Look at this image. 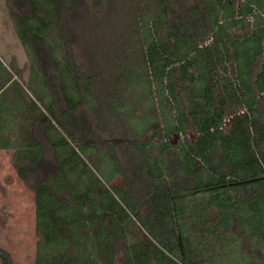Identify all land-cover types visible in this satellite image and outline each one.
Here are the masks:
<instances>
[{
	"label": "trees",
	"instance_id": "trees-1",
	"mask_svg": "<svg viewBox=\"0 0 264 264\" xmlns=\"http://www.w3.org/2000/svg\"><path fill=\"white\" fill-rule=\"evenodd\" d=\"M27 2L29 15H19L24 13L22 0H13L9 7L15 12L12 17L18 38L32 57L34 43L48 47L53 65H57L55 43H48V34L59 25L61 5L70 8V0ZM154 4L152 16L140 14L136 22L144 52L143 75L128 78L133 87L137 84L131 79L138 83L143 78L150 88L146 95L159 99L160 115L168 122L164 132L153 123L155 137L184 131L190 123L198 131V140L194 147L182 145L178 151L163 142L154 156L148 153L149 145H135L143 156L139 177H144L145 186L142 195L133 193V197L135 202L141 200L142 210L141 204L133 206L129 190L107 189L97 178L71 194L69 202L63 198L59 177L32 186L35 231L42 239L37 243L34 264H114L111 238L131 239L124 264H220L227 257L231 263L235 257L232 250L241 254L245 241L260 252L259 264H264V0H243L239 10L228 0H203L201 8L189 10V18L173 8L179 5L177 0H154ZM247 17L253 19L248 24L250 33L235 34L234 29L249 23ZM206 41L211 43L202 46ZM62 58L63 101L75 109L80 100L70 95L69 86L77 83L67 84V78L74 80L73 68L67 54ZM0 71L9 76L1 65ZM175 77L184 85L182 94L175 90ZM85 87L88 84L83 85V92ZM37 99L44 101L45 112L34 106L32 113L38 124L46 126L44 133L59 165L75 171L76 164L83 161L72 159L75 148L50 123L52 118L64 128L54 115V102L48 94L46 98L37 94ZM226 115L231 119L225 134L221 127ZM28 125L20 132L23 144L17 153L18 160L32 165L44 149ZM67 135L72 144L76 142L74 133L68 131ZM80 145L87 153L102 147ZM113 145L107 148L112 150ZM9 147V141L0 140V149ZM170 152L174 156L166 157ZM19 172H24L23 168ZM84 173L74 186L86 178ZM66 180L71 183L68 177ZM212 210L216 218L209 221ZM135 218L143 230L141 238L135 237L137 241L128 230ZM240 258L243 264H258L248 256Z\"/></svg>",
	"mask_w": 264,
	"mask_h": 264
},
{
	"label": "rangeland",
	"instance_id": "rangeland-1",
	"mask_svg": "<svg viewBox=\"0 0 264 264\" xmlns=\"http://www.w3.org/2000/svg\"><path fill=\"white\" fill-rule=\"evenodd\" d=\"M22 1L25 2L24 13L19 15H29L28 0ZM177 1L179 5L173 8L185 16L188 9L199 6L201 0ZM12 4L13 0H0V65L9 75L2 72L8 86L3 84L6 88L0 91V136L10 143L9 148L0 150V264H34L37 243L42 239L35 231V199L31 187L47 179L51 182L53 176L59 177L62 179L63 198L69 202L71 194L86 186L89 179L97 178L100 185L107 189L117 187L129 190L133 206L141 204L142 210L144 205L141 200L135 202L133 197V193L140 196L145 182L142 175V178L139 177L140 172L143 173L141 155L135 145H149V155L157 154L158 139L154 136L156 130L152 125L156 122L162 129L166 118L160 115L159 99L154 94L152 97L146 95V90L150 88H146L144 79L138 80V83L132 80L137 79L139 74L143 75L142 69L138 71V68L144 66L136 22L140 14L152 16L154 0H70V8L61 5L59 25L50 28L48 34V43H55L53 50L58 56L57 65H53V52L48 47L34 43L35 55L32 57L30 49L21 44L12 17L15 12L9 9ZM66 54L74 79L70 81L67 78L66 82L68 85L77 83L76 86L70 85L69 91L72 92L70 95L80 100L75 109L65 104L61 90L59 70L63 68L65 62L62 56ZM128 76L137 86L133 87L134 83L131 84ZM84 84H88L84 89L88 93L86 95ZM43 91L47 93L43 94ZM37 94L45 95V98L48 94L54 102V115L64 128L52 118L50 123L75 148L76 156L72 159L78 161L80 157L83 161L76 164L73 172L59 165L45 139L46 126L38 124L32 113L34 106L45 112L44 101L38 102ZM28 122L32 123L31 126ZM24 124L29 126L30 132L44 148L43 155L32 165L18 160L17 151L23 144L20 132L24 131ZM67 130L76 136L73 144ZM169 139L174 143L179 141L175 135H170ZM99 143L102 147L95 153L90 150L87 153L80 145L95 148ZM108 143H114L110 151L106 147ZM62 151L67 157L66 150ZM116 164L121 174L117 172ZM19 168H23L24 172L20 173ZM83 170L86 178L74 186L81 180L79 174ZM23 177L27 181H23ZM208 218L209 221L216 218L215 210L210 211ZM128 230L133 241L138 240L135 237L141 238L143 230L136 218ZM111 239L115 250L114 264H124L125 248L131 239ZM243 246L241 254L230 247L235 254L233 262L230 263L231 257H227L220 264H243L240 258L243 255L259 264L262 255L254 245L245 241Z\"/></svg>",
	"mask_w": 264,
	"mask_h": 264
},
{
	"label": "flooded vegetation",
	"instance_id": "flooded-vegetation-1",
	"mask_svg": "<svg viewBox=\"0 0 264 264\" xmlns=\"http://www.w3.org/2000/svg\"><path fill=\"white\" fill-rule=\"evenodd\" d=\"M202 1L203 0H201L200 1V3H199V6H196V7H191V8H201L202 7ZM231 4H233L234 5V7L237 9V10H239V7H240V4L243 2V0H228ZM190 8V9H191ZM190 9H188V11H187V13L185 14V17L184 18H189V10ZM171 18L172 19H174L175 18V16L172 14L171 15ZM181 19V18H180ZM179 19V20H180ZM253 21V19H251V22ZM189 20H187V23L189 24ZM251 22H249V23H247V25L246 24H242V29H238V28H236V29H234V33L235 34H249L250 33V26L248 25V24H250ZM189 30H190V33L192 34V36H194L195 35V31H194V29H193V26L191 25V23H190V25H189ZM211 42L210 41H206V42H204L203 44H202V46H206V45H209ZM262 46H263V51H264V40L262 41ZM142 56H143V61H142V63H143V65H144V52H142ZM262 58H264V54L262 55ZM141 69H144V66L141 68ZM174 79H176V81H174ZM173 83H174V85H175V90H176V92L178 93V94H182L183 92H184V85H182V84H180V82L178 81V79L175 77V78H173ZM187 86H188V84H186ZM259 97H260V95H259ZM180 98H181V96H180ZM182 99V98H181ZM183 100V99H182ZM239 114H240V112H239ZM230 119H231V117H230V115H226L225 117H224V120H223V124H222V127H221V130H222V132L223 133H227L228 132V130H229V128H230ZM165 129V126H163V128L161 129V128H159V130H164ZM154 130H156V128H154ZM164 132V131H163ZM44 135H45V133H44ZM170 135H175V136H177L178 138H179V141L178 142H176V143H174L173 141H170V139H169V136ZM198 131H197V129L192 125V124H190V123H188V124H186V126L184 127V131H181V130H179L178 132H172V133H170V134H168V135H166V136H164V133H162L161 134V138H158V137H156L157 139H158V145L157 146H161V144L163 143V142H168L169 144H170V146H171V148L172 149H176L177 151L182 147V145H186V146H190V147H194L195 146V144H196V142H197V140H198ZM76 137V136H75ZM45 139H46V141H47V138H46V136H45ZM12 137H10V142H12ZM37 141V140H36ZM108 144H110V143H108ZM107 144V145H108ZM99 145V147H101L102 145H101V143H99L98 144ZM107 145H106V147H107ZM44 149V148H43ZM157 149V148H156ZM0 150H3V149H0ZM109 150V149H108ZM110 151V150H109ZM110 153V155L111 156H113V154L111 153V152H109ZM158 153V152H157ZM171 154H173L172 152H170ZM141 155V154H140ZM141 158H143V156L141 155ZM114 159V158H113ZM144 184V183H143ZM145 186V185H144ZM144 186H143V188H144ZM70 198V197H69Z\"/></svg>",
	"mask_w": 264,
	"mask_h": 264
},
{
	"label": "crops",
	"instance_id": "crops-1",
	"mask_svg": "<svg viewBox=\"0 0 264 264\" xmlns=\"http://www.w3.org/2000/svg\"><path fill=\"white\" fill-rule=\"evenodd\" d=\"M2 71H0V86L2 87V89H0V91H4L6 86H8V82L5 83V80L2 78ZM2 82V83H1ZM2 84V85H1ZM3 84L6 85L5 87H3ZM14 122L17 123V121L15 120Z\"/></svg>",
	"mask_w": 264,
	"mask_h": 264
},
{
	"label": "built area",
	"instance_id": "built-area-1",
	"mask_svg": "<svg viewBox=\"0 0 264 264\" xmlns=\"http://www.w3.org/2000/svg\"><path fill=\"white\" fill-rule=\"evenodd\" d=\"M251 18L250 17H247L246 18V22H250Z\"/></svg>",
	"mask_w": 264,
	"mask_h": 264
}]
</instances>
